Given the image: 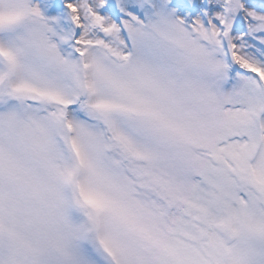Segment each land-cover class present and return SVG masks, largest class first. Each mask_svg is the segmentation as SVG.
<instances>
[{"label":"snow or ice","instance_id":"6c2138e0","mask_svg":"<svg viewBox=\"0 0 264 264\" xmlns=\"http://www.w3.org/2000/svg\"><path fill=\"white\" fill-rule=\"evenodd\" d=\"M0 264H264V0H0Z\"/></svg>","mask_w":264,"mask_h":264}]
</instances>
